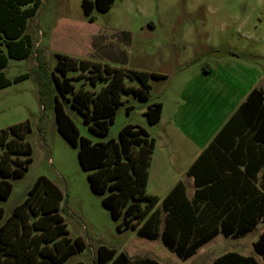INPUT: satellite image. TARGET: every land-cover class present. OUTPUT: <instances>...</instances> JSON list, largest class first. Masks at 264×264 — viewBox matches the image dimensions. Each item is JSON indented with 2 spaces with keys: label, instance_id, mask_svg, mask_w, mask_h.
I'll use <instances>...</instances> for the list:
<instances>
[{
  "label": "rangeland",
  "instance_id": "obj_1",
  "mask_svg": "<svg viewBox=\"0 0 264 264\" xmlns=\"http://www.w3.org/2000/svg\"><path fill=\"white\" fill-rule=\"evenodd\" d=\"M81 1L41 0L25 30L32 38L34 53L43 60L41 66L32 53L25 60L9 59L3 70L9 79L29 75L0 89V130L28 120L26 141L31 146V162L22 178L9 180L11 193L0 201L2 219L25 198L34 180L44 176L62 193L59 213L67 237H79L85 243L82 252L62 264H95L99 246L126 253L134 264L142 259L159 264H213L227 252L251 256L264 264L252 247L262 223L244 237L218 235L186 260L178 259L159 239H141L133 229L117 231L120 220H112L101 205V196L90 190L87 174L77 161V148L56 129L50 77L51 73L59 76L54 71L55 54L163 76L148 79L145 102L132 93L121 94L122 104L104 138L89 133L81 116L65 106L80 136L92 143L117 139L126 124L144 128L154 139L145 190L158 198L154 209L158 210L160 231L166 215L161 210L165 194L159 179L180 180L193 152L213 140L239 100L251 89L264 93V0H114L106 13L92 10L91 22L82 12ZM124 82L140 86L128 77ZM74 83L100 89V85L92 88L85 81ZM153 103L162 104L161 117L157 124L148 125L143 113ZM128 106L131 109L126 113Z\"/></svg>",
  "mask_w": 264,
  "mask_h": 264
},
{
  "label": "trees",
  "instance_id": "obj_2",
  "mask_svg": "<svg viewBox=\"0 0 264 264\" xmlns=\"http://www.w3.org/2000/svg\"><path fill=\"white\" fill-rule=\"evenodd\" d=\"M113 1L82 0V12L91 22L92 10L106 13ZM40 5L41 0H0V89L29 76L24 73L9 79L3 70L9 59L25 60L34 53L32 38L25 30L27 20L37 13ZM35 55L37 65L41 66L42 58ZM55 59L54 71L59 76L51 73L50 77L54 83L56 129L70 146L77 148V161L87 174L90 190L101 196V205L111 219L120 220L117 231L133 229L141 239H159L178 259L186 260L218 235L244 237L262 223L252 247L264 263V175L258 184L255 178L264 165V93L261 89L249 92L187 171L194 180L192 198L186 197L181 182L163 198L161 210L166 219L163 228L157 231L159 216L154 208L158 198L145 190L154 139L144 128L126 124L119 130L117 139L92 143L80 136L65 106L81 116L89 133L104 138L116 109L122 104L121 94L132 93L145 102L150 90L148 79L163 76L63 54H55ZM69 72L75 74L68 76ZM46 75L49 80L48 71ZM125 77L137 80L140 86L126 85ZM78 81H85L92 88L100 85V89L76 87L74 82ZM130 109L128 106L126 113ZM161 110L160 103L147 106L143 114L148 125L160 121ZM29 132L28 120L0 130V201H5L11 193L9 180L22 178L31 162V146L26 141ZM249 170L252 176L247 175ZM61 200L59 188L48 178L39 176L4 220L0 207V264H62L72 254L85 249L81 238L67 237L68 231L59 213ZM94 263L134 264L126 253H117L105 246L97 248ZM135 264L159 263L142 259ZM213 264L258 262L251 256L227 252Z\"/></svg>",
  "mask_w": 264,
  "mask_h": 264
},
{
  "label": "crops",
  "instance_id": "obj_3",
  "mask_svg": "<svg viewBox=\"0 0 264 264\" xmlns=\"http://www.w3.org/2000/svg\"><path fill=\"white\" fill-rule=\"evenodd\" d=\"M253 89H251L250 91H248L238 102L237 104V108L239 107V105H241V103H243L247 97V95L249 94V92H251ZM162 105V104H161ZM237 110V109H236ZM236 112V111H235ZM234 112V113H235ZM230 119V118H229ZM221 129V128H220ZM219 129V130H220ZM218 133V132H217ZM216 136V135H215ZM214 139V138H213ZM211 143V141L208 143V145ZM207 145V146H208ZM206 147L203 148H199L197 150H195L193 152V157H190L189 160L187 161L184 169L182 172H184L183 174L180 175V180L177 177H173L171 180H168L166 177H163L161 179H159V188L162 190V192H164L165 196L164 198L167 196V194L172 190V188L179 182H181L184 187H185V194L186 197L188 199H191L194 191H195V186H194V180L192 176L187 175V171L189 170V168L192 166L194 159L198 156V154H200L202 151H204ZM231 165V164H229ZM240 168V167H238ZM248 176H252L253 172L252 170H249L248 172H246ZM264 175V165L261 166L260 170L256 173L255 178H257L256 183L258 184L261 180L260 178ZM241 177V175L239 176ZM242 177H244V175H242ZM247 177V176H245ZM242 180L244 181V179L242 178ZM216 238V237H215ZM213 238V239H215ZM212 239V240H213ZM211 240V241H212ZM209 241V242H211Z\"/></svg>",
  "mask_w": 264,
  "mask_h": 264
}]
</instances>
